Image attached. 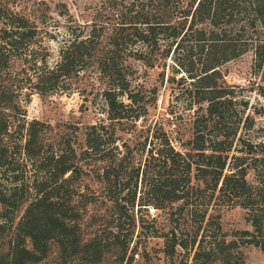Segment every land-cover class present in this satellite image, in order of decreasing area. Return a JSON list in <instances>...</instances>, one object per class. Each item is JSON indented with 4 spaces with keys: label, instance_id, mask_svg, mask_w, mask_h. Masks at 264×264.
Instances as JSON below:
<instances>
[{
    "label": "trees",
    "instance_id": "16d2710c",
    "mask_svg": "<svg viewBox=\"0 0 264 264\" xmlns=\"http://www.w3.org/2000/svg\"><path fill=\"white\" fill-rule=\"evenodd\" d=\"M13 1L0 0V264H67V252L130 264L153 235L169 264H243L246 243L264 257V187L245 177L243 107L220 121L223 104L241 101L219 69L251 50L264 74V0H98L79 22L64 3L62 22L44 0L27 10ZM167 57L192 108L187 137L146 120L156 85L132 65ZM72 91L95 119L26 117L31 93ZM212 205L244 207L250 229L224 231Z\"/></svg>",
    "mask_w": 264,
    "mask_h": 264
},
{
    "label": "rangeland",
    "instance_id": "374dc122",
    "mask_svg": "<svg viewBox=\"0 0 264 264\" xmlns=\"http://www.w3.org/2000/svg\"><path fill=\"white\" fill-rule=\"evenodd\" d=\"M47 3L49 13L59 21H66V14H59L58 11L63 9L64 3L69 16L79 22L88 19L94 8L98 5V0H44ZM13 4L20 10H27L34 0H14ZM63 11V10H61ZM50 47L52 54L56 53V43L51 42ZM174 59L167 57L163 66L146 67L140 61H132L135 68L136 78L149 88L155 86L156 99L148 107L146 120L150 123L156 122L173 135H190V114L192 108H186L185 98L180 95L181 84L170 80L169 76H178L179 71H175L177 66ZM222 80L236 91L240 103L234 102L231 105L221 106V122L232 124L236 119L233 107H243L239 118L236 135L243 136L247 152V173L246 179L252 183H258L264 187V74L261 68L254 64V54L251 50L233 57L220 66ZM179 70V69H178ZM82 97L76 91L59 92L45 95L31 93L27 101L24 102L26 117L39 118L51 123L77 121L86 123L95 119L99 113H95L93 108L86 101L81 104ZM243 102V104H242ZM229 106V108H228ZM226 107V108H225ZM235 142V141H234ZM238 143V140L236 141ZM236 143V144H237ZM139 184L137 186V190ZM264 191V189H263ZM215 210L220 213L221 228L230 233L234 230L247 228L250 225L245 218L246 209L240 205L232 206H214ZM142 215L146 219H155L164 221V215L159 209L142 210ZM149 225V224H148ZM163 238L161 236L141 237L137 247L132 250L137 255L133 256L130 264H169V260L164 257L162 252ZM243 264H264V257L259 247L252 243H246L241 246ZM65 260L67 264H88L92 257L90 255L76 256L67 252ZM103 257V254H102ZM178 258H176V261ZM57 261L53 259L49 264ZM44 264V263H40ZM48 264V263H45ZM183 264H190L188 259ZM211 264H220L213 262Z\"/></svg>",
    "mask_w": 264,
    "mask_h": 264
},
{
    "label": "built area",
    "instance_id": "2783aa9c",
    "mask_svg": "<svg viewBox=\"0 0 264 264\" xmlns=\"http://www.w3.org/2000/svg\"><path fill=\"white\" fill-rule=\"evenodd\" d=\"M149 209H150V210H153V208H149ZM133 255H134V256H136V255H137V253H134Z\"/></svg>",
    "mask_w": 264,
    "mask_h": 264
}]
</instances>
